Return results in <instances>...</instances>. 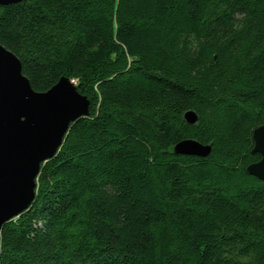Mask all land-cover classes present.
I'll return each mask as SVG.
<instances>
[{
  "label": "trees",
  "instance_id": "1",
  "mask_svg": "<svg viewBox=\"0 0 264 264\" xmlns=\"http://www.w3.org/2000/svg\"><path fill=\"white\" fill-rule=\"evenodd\" d=\"M0 44L89 100L4 224L0 264H264V0H24ZM197 121L189 125L184 114ZM208 156L174 155L180 141Z\"/></svg>",
  "mask_w": 264,
  "mask_h": 264
},
{
  "label": "water",
  "instance_id": "2",
  "mask_svg": "<svg viewBox=\"0 0 264 264\" xmlns=\"http://www.w3.org/2000/svg\"><path fill=\"white\" fill-rule=\"evenodd\" d=\"M23 1L0 0V6ZM88 114V98L66 78L45 92L34 91L19 59L0 44V233L4 224L29 209L42 165L56 155L70 126ZM184 120L194 125L197 118L187 111ZM252 140V154L260 160L248 166L247 173L264 182V126L253 131ZM210 150L186 139L172 153L204 158Z\"/></svg>",
  "mask_w": 264,
  "mask_h": 264
}]
</instances>
